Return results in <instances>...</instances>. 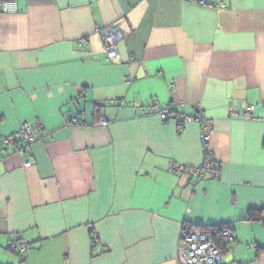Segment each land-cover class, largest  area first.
I'll use <instances>...</instances> for the list:
<instances>
[{
    "label": "crops",
    "instance_id": "1",
    "mask_svg": "<svg viewBox=\"0 0 264 264\" xmlns=\"http://www.w3.org/2000/svg\"><path fill=\"white\" fill-rule=\"evenodd\" d=\"M9 1L16 13L0 9V264H191L180 250L186 228L224 225L235 239L219 242L223 264H264V0H223V10ZM112 26L124 33L114 62L103 38ZM248 105L254 120L243 117ZM164 106L213 121L219 180L195 173L199 125L179 131L157 115ZM38 122L30 147L3 143ZM253 210H262L255 219Z\"/></svg>",
    "mask_w": 264,
    "mask_h": 264
},
{
    "label": "built area",
    "instance_id": "2",
    "mask_svg": "<svg viewBox=\"0 0 264 264\" xmlns=\"http://www.w3.org/2000/svg\"><path fill=\"white\" fill-rule=\"evenodd\" d=\"M191 3L199 4L201 6L225 9L226 4L223 0H185ZM0 9L4 14H14L17 12V4L14 1L0 0ZM104 44L107 50L108 59L114 62L118 57V46L124 39V33L117 30L114 26L106 29L103 32ZM158 103L155 104L157 106ZM155 106L149 109L150 113L156 111ZM255 105H248L243 110V117L245 120H254ZM157 115L164 122H175L178 126V130L182 131L186 123L195 122L200 127V139L203 151V160L201 165L195 168V173L201 177H211L219 180L221 177V170L216 162L215 155L212 149V139L214 133V124L211 119L206 117L203 113L199 112L194 115L179 114L171 106L159 107L157 109ZM82 123L79 118H70L69 124ZM111 123L109 118H104L101 121L102 126H108ZM41 124L38 122L36 125L24 123L19 132L9 138H5L3 143L11 141L22 140L25 143V147H30L36 140L37 134L40 132ZM20 154L25 153V148L22 147L19 150ZM31 162L25 163V166H30ZM183 166H172L170 172H178L183 170ZM218 236L222 237L226 242H233L235 239L233 228L229 225H224L219 229ZM216 234L212 228L195 229L186 228L182 234V245L180 250L186 252L191 260V264H223L224 256L221 249L215 242ZM18 244L13 243L10 248L17 250ZM22 249V248H20Z\"/></svg>",
    "mask_w": 264,
    "mask_h": 264
},
{
    "label": "trees",
    "instance_id": "3",
    "mask_svg": "<svg viewBox=\"0 0 264 264\" xmlns=\"http://www.w3.org/2000/svg\"><path fill=\"white\" fill-rule=\"evenodd\" d=\"M71 118H73V117H71ZM75 118H77V117H75ZM262 211V210H261ZM261 211H258V210H253V211H251L250 212V218L251 219H255L256 218V216H258L260 213H261ZM255 212H258V214L256 215L255 214ZM222 227V226H221ZM221 227H219V228H212L214 231H215V234H216V238H215V242H216V244L218 245V247H219V242L220 241H223V238L222 237H220V236H218V232H219V229L221 228ZM219 238L221 239V240H219ZM224 242V241H223ZM220 248V247H219ZM221 249V248H220Z\"/></svg>",
    "mask_w": 264,
    "mask_h": 264
}]
</instances>
